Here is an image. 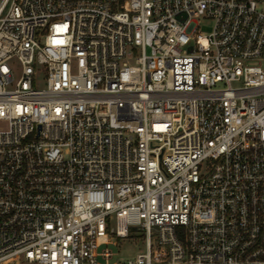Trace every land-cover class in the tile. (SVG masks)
<instances>
[{
	"label": "built area",
	"instance_id": "obj_1",
	"mask_svg": "<svg viewBox=\"0 0 264 264\" xmlns=\"http://www.w3.org/2000/svg\"><path fill=\"white\" fill-rule=\"evenodd\" d=\"M134 228L114 264H264V0H0V264Z\"/></svg>",
	"mask_w": 264,
	"mask_h": 264
},
{
	"label": "rangeland",
	"instance_id": "obj_2",
	"mask_svg": "<svg viewBox=\"0 0 264 264\" xmlns=\"http://www.w3.org/2000/svg\"><path fill=\"white\" fill-rule=\"evenodd\" d=\"M200 26L203 32H208L210 31L211 21H202L200 22ZM15 69H18L17 65H15ZM131 231L135 233L134 236L119 239L108 246L102 245L98 248V252L104 247L109 248L113 254L109 261L110 264L125 262L128 259L136 257L137 254L142 253L145 250V240L144 236L140 234L141 231L138 228L131 229Z\"/></svg>",
	"mask_w": 264,
	"mask_h": 264
}]
</instances>
